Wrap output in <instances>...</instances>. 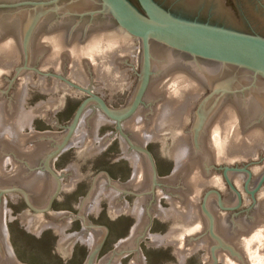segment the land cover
I'll list each match as a JSON object with an SVG mask.
<instances>
[{
	"label": "water",
	"instance_id": "obj_1",
	"mask_svg": "<svg viewBox=\"0 0 264 264\" xmlns=\"http://www.w3.org/2000/svg\"><path fill=\"white\" fill-rule=\"evenodd\" d=\"M59 1L0 4L21 13L17 20L0 18V264H122L136 252L130 264H264L261 224L236 239L237 249L225 246L215 254L213 218L209 216L210 231L200 209L204 192L221 186L222 176L214 181L208 170L210 161H241L256 155L261 150L258 143L264 142V123H258L264 114V37L179 18L154 0H138L142 10L130 0ZM51 5L56 6L47 8ZM182 56L211 61L234 73L235 111L226 114L224 126L214 120L224 113L218 100L200 106L194 97L200 88L193 86H221L233 74L189 67L181 63ZM7 76L21 80L3 94ZM38 83L40 88L55 86L54 102L40 99ZM88 92L91 97L84 100ZM92 92L101 94L109 107ZM186 92L191 93L187 107L196 108L190 111L191 124L184 112ZM246 92L252 93L243 95ZM94 103L119 127L141 107L124 123L125 130L137 144H146L150 152L142 147L140 151L148 156L154 174L152 156L159 177L172 178L158 185L153 199L141 197L135 229L136 222L121 215L118 203L112 205L100 194L102 172L108 169L119 176L129 163L121 160L126 145L117 124L91 106ZM87 109L77 134L84 146L75 143L56 162L63 189L47 212L62 188L51 161L66 150ZM56 120L61 135L67 127L63 139L31 134V128L54 131ZM99 125L103 128L98 136ZM183 138H189L188 145ZM207 138L214 141L205 143ZM54 140L61 141L45 168L58 181L55 189L40 170L42 157H37ZM261 171L257 168L256 175ZM147 173L146 162L139 158L136 176L140 184H147L142 190L150 185ZM81 180V190L74 193ZM244 198L250 200V195ZM263 202L264 190L257 195V206ZM212 203L211 210L217 212ZM258 218L260 214L254 222ZM230 229H222V235L229 236ZM197 236L203 241L197 243ZM215 239L222 248L221 238ZM197 248L196 254L190 253Z\"/></svg>",
	"mask_w": 264,
	"mask_h": 264
},
{
	"label": "flooded vegetation",
	"instance_id": "obj_2",
	"mask_svg": "<svg viewBox=\"0 0 264 264\" xmlns=\"http://www.w3.org/2000/svg\"><path fill=\"white\" fill-rule=\"evenodd\" d=\"M29 1L48 2V1H52V0H5V1L0 0V4H12V3L29 2ZM60 1H59V3H60ZM130 1L133 2L139 9L142 10L138 0H130ZM154 1L157 2L159 5H161L163 8H165L166 10H168L173 15H175L179 18L185 19V20L228 27V28L236 30V31H240V32L248 33V34H253V35H260V36L264 37V0H154ZM53 6H56V5H51L47 8H51ZM0 9L4 10L3 12H0V18H11V20H14V19L17 20V18L19 19L18 16L21 14L18 12H10V11H8L9 9H7V8H3V9L0 8ZM99 14L103 15V17H102L103 19H109L103 13H99ZM110 21H112L116 24L115 21H113V20H110ZM116 26L118 28H120L117 24H116ZM134 39H136V38H134ZM136 40H138V39H136ZM182 58H183L182 59L183 61H181V63H183L184 65H187L189 67L198 66V67L207 68L209 71H213V72L214 71L215 72L225 71L226 73L228 72V74L230 73V75L233 74V75H231L232 77L230 78L228 83H223L221 86L220 85L212 86L207 82H195L194 83L195 85L193 86V87L197 86V89L200 88L199 92L194 93L195 99L197 101L201 102V103L199 102L200 106L203 104L208 105V106H210V105L212 106L213 103L215 104L214 101L216 99L218 100V103H217L218 106L217 107L219 110L220 109L223 110L224 113H223V116H221L218 113L217 118H215L214 120H217L218 122H220V124L222 126H224L227 123L226 114L230 113V115H231V113L233 111H235V109L234 108L232 109V107H231L232 105L235 106L236 94H238L236 92V90H237V84L236 83L237 82L235 80L236 78L234 76V73L230 69L222 68L219 65H217L216 63L211 62V61H206V60L194 61L191 58L185 57V56H182ZM33 72H34V68H33ZM192 72L194 73V71H192ZM35 73H36V71H35ZM45 78H53V79H57V80H62V79L55 77V76H46ZM17 80H21V79L18 76L17 77L16 76L15 77L7 76L6 79L3 81L4 85L7 84L6 86H3L5 88V91L3 94L9 93V91L12 89V86H14V84ZM30 81H33V79ZM39 83L37 84V89H38L37 93L39 94L40 99H44V100L47 99V103L54 102L56 99L57 92H58L56 90L55 86H51V87L48 86L49 88H46L45 86L41 85V88H40ZM260 86L261 85H258L256 87V89H254V90L259 89ZM252 92H246L243 95L247 96V95L251 94ZM92 93H94V92H92ZM184 94L187 95L186 98H184V101H185L184 104H185V109H186V110H184V112L186 111V115H185L186 118H187V116H188V118L191 117V119L189 121V123L191 124V121L193 119H192V115H191L190 111L192 112L196 108L192 107L189 110V108L187 106L189 105V102H190L189 96L191 93L186 92ZM95 95L99 96L102 100H104L106 105L108 106L105 98L101 94H95ZM246 96H244V97H246ZM90 97H91V94L88 92L84 100H86ZM144 101H145V98H144ZM43 103H44V101H42L40 103V105H42ZM225 105H226V107H225ZM91 106H95V108H97L100 112H102L98 108L96 103H94ZM39 107H41V106H39ZM140 108L138 109L136 114L139 112ZM88 109L84 113V115H83L76 131L74 132L66 150H64L60 155H58L56 158H54L51 161V167L55 171V173L59 176L62 188H61V191L58 194L57 198H55V200L53 201L50 210L47 212H50L52 210V208L55 206L56 201L58 200V197L60 196L62 189H63V173L57 170L55 164L59 160V158L62 157L65 153H67V151L75 143L81 144L82 147L84 146L85 140H84V142H82V140H79L77 138V134L79 132L81 122H82L83 118L85 117ZM188 113H190V114H188ZM102 114H104V113L102 112ZM104 115L108 119H110L111 121H113L117 124V127H116L117 133H119L122 136L123 141H124L123 144L126 145V152L125 151L122 152L123 156H122L121 160L127 161L129 163V166H128V169H125V170L123 167L124 171H122L119 174V176H115L113 174V172H111L108 169L106 171L102 172L101 175H102L104 182L102 184L100 194L102 196H105V198L109 199L110 203L112 205H116L115 203H118V205L120 206L119 210H120L121 215L122 216L123 215L130 216L131 219L134 222H136V224L133 227V229H135L136 226L139 224V221H140V217H139L140 216V213H139L140 210L139 209H140L141 197L143 195H148V196H151L153 199L156 195V190L158 188V185L163 184L167 180H171L172 178L171 177H169V178L168 177H166V178H160L159 177L160 171H159V168L157 167V164L155 162L154 157L152 156L153 162H154V165L156 168V173L154 174V171L152 169V165L150 163L148 156L140 151L141 147L145 148L148 151L146 144L145 145L137 144L127 134L125 127H124V123L126 121L132 119L133 117H135V115L132 118H130L126 121H123L121 123V127H119L118 123L115 120L108 117L106 114H104ZM263 115L260 114V117L258 119V123H261V121L264 123V116ZM230 118H231V116H230ZM59 128H62V126L61 125L59 126L58 121L56 120V121H54V124L52 125V129L54 131L40 133V132H37L34 128H31V134H33L35 136V138H37V137L38 138L56 137L57 139H59V138L63 139L64 135L67 133V127L66 128L63 127L64 134H62V135H61V133H58V131H57ZM101 128H103V126H100V125L97 126V128L95 130L96 135L99 136ZM112 135H113V133L108 134L106 137L107 138L106 140L111 139ZM186 136H187V133L185 134V137ZM183 139H184L183 143L188 145V142H189L188 139L189 138H183ZM104 140L105 139H103L101 142H103L105 145L106 140L105 141ZM60 141L61 140L56 142L54 140L51 142H47L48 143V146H47L48 149H46V151L44 149V152L42 151L43 153L41 156H40V153L37 155V157H39V158L42 157V159H43V161L41 163L40 170L43 174L46 173L47 177L52 180L54 189L57 186L58 181L54 176H52V174H50L47 171V169L45 168V162H46L47 157L54 150V148L59 144ZM206 141H207V143H209V142H213L214 139L212 138L211 140H208V138H207L206 140H204V142L206 143ZM229 142H231V141H229ZM258 144H259V146L261 145L260 146L261 150L258 151V153H256V155H254V156H248L247 158L242 159L241 161H238V162H236V161L235 162L234 161L229 162V161H226L225 159H217V160L215 159V160H213L214 162L210 161V163H209L208 170L214 176V181H216V178L219 177L220 175L222 176L221 179L223 181V182L221 181L220 187H214V186L212 187L211 186L204 192V194L202 196L203 204L200 205V209L203 211L204 215L208 219L207 225L209 223V227H210V222H209L210 217L209 216H211L213 218V224L214 225L212 228H213L214 235L212 234L211 237L215 241L216 246L213 245L212 249H218V250H216L215 254L219 250L220 251L225 250V249H223V247H225V246L228 248H234V249L236 248L237 249V247H235L236 245H234V244H236V241H237L236 239L237 238L241 239L242 235L247 236L248 234H250L252 232L251 230L254 229V228L251 229L253 226L261 224V226L264 228V202L260 206H257V195L260 193V191L264 190V146H263L264 142H260ZM232 145L233 146L231 149L236 151L235 145L234 144H232ZM148 152H150V151H148ZM139 158L144 159V161L147 164L148 173L146 175L147 179H145V180L148 181V178L150 177L149 178V182H150L149 187L148 186L144 187L143 190H142V186H145L147 184L145 183V180L143 181L145 184H140V177L136 176V161ZM123 161H121V162H123ZM121 162L119 160H117L116 163L120 164ZM122 164L123 163H121V165ZM176 165H177V163H176ZM176 168H177V166H176ZM257 168L262 169V171H261L262 173L260 176L256 175L255 171ZM176 170L174 171L175 174L177 173ZM126 171L129 172V174ZM37 173H39V172H37ZM255 178H257V179H255ZM204 179H207V178H202V180H204ZM81 182H82V180L74 187V189H73L74 193H77L81 190L80 189L81 186L79 187V184H81ZM224 185L227 186V188H228L226 190V192L224 191ZM16 187H18V186H16ZM20 188H22V187H20ZM22 189L25 190L24 188H22ZM52 192H51V194H52ZM245 194L250 195V200L245 201V198H244ZM50 195H49V197H50ZM48 200H49V198H48ZM48 200H47V203H48ZM152 201H154V200H152ZM212 201L215 202L214 207H216L217 212L216 211L213 212L211 210V208H213ZM120 202H121V204H120ZM46 205L44 207H41V208L38 207L37 210H43L46 207ZM28 207H30V206L28 205ZM260 208L262 209V211H260ZM258 209H259V211H258ZM47 212H38V213H47ZM258 214H260V218H258L259 221L256 220V222H254L255 218H257ZM121 220H123V219H121ZM169 220L172 221L171 216H170ZM252 220L254 223L252 222ZM79 221H81V220H79ZM202 222L206 223V220H202ZM203 226H204V224H203ZM225 227H231V229L229 231V236L222 235L223 234L222 229H224ZM200 228H198V231L200 230ZM202 228H204V227H202ZM211 230L212 229L210 227V231ZM202 232L203 231H199L200 234H202ZM108 234H110V232H108ZM198 237L199 236H197V238ZM107 238H108V236L106 237V240H107ZM215 238H218V239L221 238L222 243H223L222 248H221L220 242ZM201 239H203V236L198 238L197 243L202 242L203 240L201 241ZM124 241L122 240L120 242L122 243ZM105 244H106V242H104V245ZM231 244H233L234 247L230 246ZM212 249H211L210 253H212ZM198 250H200V249L197 248L196 251H192L190 253L194 255V254H196V252ZM263 252H264V249H263ZM120 253L123 254L124 250H121ZM183 263H184V261H183ZM211 264H214V263H211Z\"/></svg>",
	"mask_w": 264,
	"mask_h": 264
},
{
	"label": "rangeland",
	"instance_id": "obj_3",
	"mask_svg": "<svg viewBox=\"0 0 264 264\" xmlns=\"http://www.w3.org/2000/svg\"><path fill=\"white\" fill-rule=\"evenodd\" d=\"M134 256H137V252L134 253L133 255L129 256L128 258L124 259V260L122 261V264H130L131 259H134Z\"/></svg>",
	"mask_w": 264,
	"mask_h": 264
}]
</instances>
